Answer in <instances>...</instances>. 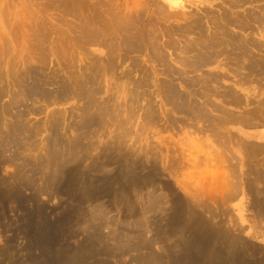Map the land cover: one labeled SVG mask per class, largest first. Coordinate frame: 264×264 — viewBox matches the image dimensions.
Returning <instances> with one entry per match:
<instances>
[{
    "label": "rangeland",
    "instance_id": "rangeland-1",
    "mask_svg": "<svg viewBox=\"0 0 264 264\" xmlns=\"http://www.w3.org/2000/svg\"><path fill=\"white\" fill-rule=\"evenodd\" d=\"M169 1L0 0V264H264L218 187L205 119L166 96L202 92L203 71L224 92L234 55L194 73L186 27L234 12ZM237 11L264 18V1ZM247 29L264 59V23Z\"/></svg>",
    "mask_w": 264,
    "mask_h": 264
},
{
    "label": "crops",
    "instance_id": "crops-1",
    "mask_svg": "<svg viewBox=\"0 0 264 264\" xmlns=\"http://www.w3.org/2000/svg\"><path fill=\"white\" fill-rule=\"evenodd\" d=\"M237 71L228 73L223 89L232 90L240 102L225 98L222 102H210L221 110L209 105L204 137L216 147L210 149L215 156V168L219 173L225 172L218 178V187L226 183V203L244 213L264 250V71ZM213 125H217L219 136L212 133ZM221 197L214 200L221 204Z\"/></svg>",
    "mask_w": 264,
    "mask_h": 264
},
{
    "label": "bare ground",
    "instance_id": "bare-ground-1",
    "mask_svg": "<svg viewBox=\"0 0 264 264\" xmlns=\"http://www.w3.org/2000/svg\"><path fill=\"white\" fill-rule=\"evenodd\" d=\"M227 1H228L227 4L229 6V9H232L231 11L234 12L233 15L234 16L236 15V18H233V15L231 13H229L227 10H223L222 13H220L216 16H211V17H209L208 21H206V25L208 27L207 32L204 31L203 20L200 17L196 18V21L194 23L190 24L189 26L187 23L186 28H188V31L190 32V30L192 29L193 32L194 31L197 32V34L199 35V38L195 42L186 43V45L184 47V49H185L184 51H190L191 53H195V56L192 58H188L187 60L184 59L185 60L184 63L191 70H194V73H195V72L201 71L203 67H207V66H211V65L215 64L220 57H232L234 55L233 60L231 59L232 61H234V63L232 62L231 64L235 65V66L233 65L234 68H232L233 72H235L241 68H244V69H247L250 72V74H252L253 72H254V74H258V73L261 74L260 72L264 71V59L258 58L257 56H253L252 51L256 50V49H258V51H261V47L263 48L262 43L257 41V40H254L253 38H241L235 32H236V30L244 32V30H246L247 28L254 30L255 24L261 26V24L264 23V18H261L259 16V14H257V13L254 14L252 12L251 13L247 12L245 14V17L242 15L243 17L240 18V14L237 11L240 7H244L247 4H252L254 2H261L264 0H227ZM169 2L171 3V9L175 10L174 12H177V11L182 10L184 8L182 3H180L178 0H170ZM208 16L209 15H207V17ZM183 31H184V29H183ZM193 32H191V33H193ZM198 35H197V37H198ZM185 41H187V40H185ZM182 43H183V41H182ZM136 46H137V44H136ZM229 48H231L234 51H237V53L233 54L232 51L229 50ZM159 53H161V52H158V50L155 49V54H157V56L160 57V55H162V54H159ZM186 54H187V52H186ZM159 57H157V58L159 59ZM244 57L248 63H243ZM162 59H165V58L162 57ZM180 59H182V58H180ZM160 61H161V59H160ZM164 62H165V60H164ZM167 66H169V64ZM183 66H184V64H183ZM170 68H171V66L169 67V69ZM164 71H167V70H164ZM167 72H169V71H167ZM180 72H182V71H180ZM176 74H178V73H176ZM181 76H182V74H181ZM202 77L201 78L203 80H206V82H203L204 87L201 88L202 92L198 91L196 93H193V95L191 93V95H190L191 97H188L185 94L179 93L178 90L176 91V89H174L173 85H166V86H168V88H167L168 91L166 92L167 100L171 101V102L181 103L178 105V107L181 109V111H183L187 115H189V116L193 115L195 117H201V119H207V120L209 117V114L207 113V107L209 105H211L210 104V102H212L211 96L215 95L217 97H223V98H225V100L230 99L232 103L233 102H240L239 98L237 97V95L232 90L231 91H225L223 89L224 92H220V91H217L215 88H213L214 85H216V86L222 85V82H224L226 80L225 74H222L220 72L219 73H213V74H211V73L206 74L203 71ZM194 78L192 80H194V82L197 83L199 79L197 80L196 78L195 79ZM202 79H200V80H202ZM199 82H201V81H199ZM189 83L186 84L187 87L189 86ZM195 83L193 85H195ZM190 86H192V85L190 84ZM199 98H201L203 100V104L198 103V102H200ZM174 109H175V107H174ZM216 110L220 111L221 109L217 108ZM236 122H237V120H236Z\"/></svg>",
    "mask_w": 264,
    "mask_h": 264
}]
</instances>
